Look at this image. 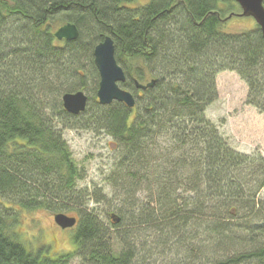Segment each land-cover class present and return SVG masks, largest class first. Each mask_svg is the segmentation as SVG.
I'll use <instances>...</instances> for the list:
<instances>
[{"label":"trees","instance_id":"1","mask_svg":"<svg viewBox=\"0 0 264 264\" xmlns=\"http://www.w3.org/2000/svg\"><path fill=\"white\" fill-rule=\"evenodd\" d=\"M238 13L233 0H0V264H264V157L236 151L206 115L224 72L264 114V37L228 31ZM55 24L78 40L59 41ZM106 36L133 109L96 97ZM78 92L93 94L72 116L62 99ZM67 130L118 151L111 227L87 208L114 202L81 188ZM42 210L78 215L74 251L49 257L24 240L21 216Z\"/></svg>","mask_w":264,"mask_h":264},{"label":"rangeland","instance_id":"2","mask_svg":"<svg viewBox=\"0 0 264 264\" xmlns=\"http://www.w3.org/2000/svg\"><path fill=\"white\" fill-rule=\"evenodd\" d=\"M147 1L143 0L144 3ZM239 14H242V10ZM255 25L257 23L252 18L239 16L228 22L225 28L230 32L240 33L254 29ZM54 26L57 31L62 25L55 24ZM216 81L219 98L208 108L207 118L220 126V131L236 151L248 155L260 154L264 157V114L247 104L246 84L237 74L231 72L221 73ZM92 94L87 93L89 96ZM64 135L73 153L74 162L86 172L85 180L80 183L81 188H86L90 195L95 197H97V191L103 190L101 195L107 196L110 201L114 202L111 205H97L91 202L89 205L86 204L88 210H96L103 223L111 227L112 221H110L109 214L114 205H120L121 209L124 208L122 197L115 198L116 196L111 191L113 188L106 181L113 173L112 169L118 158V151L112 144V139L104 134H93L90 131L67 130ZM260 199L264 200V190L260 193ZM59 214L78 219V215L73 212ZM59 214L43 210L26 212L21 216L22 223L18 231L35 251L43 247L48 248L49 257L72 252L75 250L73 234L77 226L73 229H61L55 222V216ZM26 247L31 250L27 245ZM72 264L82 263L75 260Z\"/></svg>","mask_w":264,"mask_h":264},{"label":"water","instance_id":"3","mask_svg":"<svg viewBox=\"0 0 264 264\" xmlns=\"http://www.w3.org/2000/svg\"><path fill=\"white\" fill-rule=\"evenodd\" d=\"M241 8L242 14L238 17L252 18L261 29L264 37V0H233ZM80 36L79 30L75 25L67 24L62 26L55 33L59 41L73 42L77 41ZM116 48L112 38H106L95 48L94 59L99 75L100 83L97 92V99L100 105L109 106L114 102L125 104L128 108L133 109L136 106V99L133 94L123 88L127 80L123 68L118 65L116 59ZM155 81L147 85L137 83L139 90L145 91L153 88ZM89 96L84 92L66 94L63 96L64 109L72 116H79L84 113L89 105ZM63 109V110H64ZM55 222L61 229L67 230L76 227L77 219L70 218L63 214L55 216ZM119 222V220H117Z\"/></svg>","mask_w":264,"mask_h":264},{"label":"bare ground","instance_id":"4","mask_svg":"<svg viewBox=\"0 0 264 264\" xmlns=\"http://www.w3.org/2000/svg\"><path fill=\"white\" fill-rule=\"evenodd\" d=\"M106 38H111V37H110V36H106V37L104 38V40H105ZM104 40H103V41H104ZM97 46H98V45H97ZM97 46H96V47H97ZM96 47H95V48H96ZM94 51H95V49H94ZM93 54H94V52H93ZM93 56H94V55H93ZM94 62H95V59H94ZM149 89H150V88H149ZM145 91H146V90H145ZM206 114H207V113H206ZM76 226H77V225H76ZM59 227H60V226H59ZM74 228H75V227H74ZM72 229H73V228H72Z\"/></svg>","mask_w":264,"mask_h":264}]
</instances>
